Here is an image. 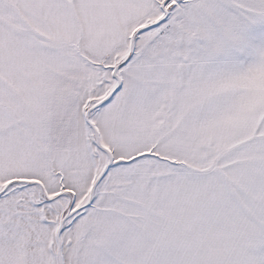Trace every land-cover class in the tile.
Returning a JSON list of instances; mask_svg holds the SVG:
<instances>
[{
  "label": "snow or ice",
  "instance_id": "snow-or-ice-1",
  "mask_svg": "<svg viewBox=\"0 0 264 264\" xmlns=\"http://www.w3.org/2000/svg\"><path fill=\"white\" fill-rule=\"evenodd\" d=\"M0 264H264V0H0Z\"/></svg>",
  "mask_w": 264,
  "mask_h": 264
}]
</instances>
